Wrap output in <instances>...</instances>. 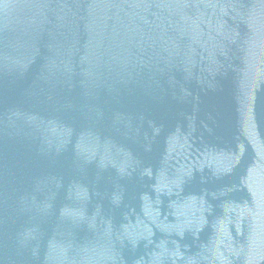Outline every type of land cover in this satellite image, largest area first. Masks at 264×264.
<instances>
[{"label": "water", "instance_id": "water-1", "mask_svg": "<svg viewBox=\"0 0 264 264\" xmlns=\"http://www.w3.org/2000/svg\"><path fill=\"white\" fill-rule=\"evenodd\" d=\"M264 0H0V264H255Z\"/></svg>", "mask_w": 264, "mask_h": 264}]
</instances>
